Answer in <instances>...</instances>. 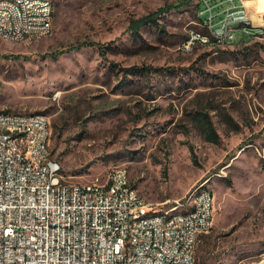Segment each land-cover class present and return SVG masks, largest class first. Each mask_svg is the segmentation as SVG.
Returning <instances> with one entry per match:
<instances>
[{
  "label": "rangeland",
  "instance_id": "374dc122",
  "mask_svg": "<svg viewBox=\"0 0 264 264\" xmlns=\"http://www.w3.org/2000/svg\"><path fill=\"white\" fill-rule=\"evenodd\" d=\"M52 1L49 33L0 37V110L46 115L51 153L71 180H104L122 167L142 196L172 212L182 210L173 201L208 186L214 213L196 263L264 264V23L248 39L209 38L185 51L188 30L210 34L203 0ZM256 2L264 22V0ZM209 4L218 27L227 2ZM152 14L162 27L143 23ZM82 41L94 45L67 49ZM133 64L163 69H121Z\"/></svg>",
  "mask_w": 264,
  "mask_h": 264
},
{
  "label": "built area",
  "instance_id": "2783aa9c",
  "mask_svg": "<svg viewBox=\"0 0 264 264\" xmlns=\"http://www.w3.org/2000/svg\"><path fill=\"white\" fill-rule=\"evenodd\" d=\"M203 2L208 16L201 21L212 26L216 14L209 0ZM220 2L227 4L222 9L223 26L215 27L217 42L234 43L237 33L254 34L253 20L244 29H236L234 21L240 6L249 8L247 0ZM47 11L45 0L0 3V30L17 36L26 29L51 30L53 19H47ZM227 34H234V41H227ZM200 38L188 30L184 46ZM0 112V120L22 123V139L32 142L31 151L17 152L10 144L9 152H2L6 141L0 134V264H189L195 258L198 234L212 223L213 213H208L209 204H214L212 191L199 194L192 217L177 218L168 226H159L158 218L124 228L130 214L153 208L145 207L144 196L131 195L130 174L114 168L99 190H89L86 182L66 176L51 151L42 149V142L51 140L45 116L20 119L18 112V119H9L10 111ZM28 152L45 155L47 165L25 161ZM175 204H185L184 197L170 206ZM148 228L156 229V238H149ZM125 229H132V236H125ZM160 234H168V241H160Z\"/></svg>",
  "mask_w": 264,
  "mask_h": 264
},
{
  "label": "bare ground",
  "instance_id": "6f19581e",
  "mask_svg": "<svg viewBox=\"0 0 264 264\" xmlns=\"http://www.w3.org/2000/svg\"><path fill=\"white\" fill-rule=\"evenodd\" d=\"M48 2V11H47V19H53L54 5L52 0H45ZM38 2V0H22V3H34ZM0 3H12V0H0ZM246 13V12H245ZM242 9L238 10L234 13V21L236 22V29H244L248 28L246 14ZM208 24V23H207ZM210 24V23H209ZM223 26V20L220 24ZM210 34L201 36L198 40H193L190 43L185 45V41L181 44L180 48L182 50H190L196 42L199 40L207 41L209 38H217L219 37V30L214 27L213 19L212 26L210 24ZM49 29L35 30V29H26V32H19V36L15 34H5L2 30H0V37L10 40H22L28 35H44L49 33ZM194 33V32H193ZM197 34V33H196ZM199 35V34H197ZM249 35V34H248ZM227 41H234V34H227ZM47 122L49 119L46 115L42 113L36 112H20V119H32L33 117H44ZM0 119H3V112H0ZM9 119H18V112L10 111ZM0 134L4 135V141L2 142V152H9L10 144H15V150L17 152L31 151L32 150V142L29 139H22V123L18 122H9V120H0ZM51 136V131H50ZM17 141V143H15ZM42 149H50V142H42ZM25 161H29L32 164H40L47 165V158L45 155H40L38 152H28L25 153ZM58 161V165L61 167V164ZM115 169H122V167H118ZM123 172L128 174L127 170L123 168ZM110 174L104 180H109ZM78 182V181H75ZM86 182V188L89 190H99V183L103 182V180H92V181H84ZM212 190L203 184H199L195 186L185 197V204H176L177 206H181V211H161L157 209V206L154 202L148 201L144 197L145 207H153L150 209H142L137 211L135 214H130L124 221V228H135L136 226L141 225V223L146 221H155L159 219V226H168L169 221H175V219L180 217H192L194 213L198 211V199L199 194H203L204 192H211ZM132 196H142L136 187L133 185L131 188ZM175 201H179V198ZM213 204H209L208 213H214ZM213 219V216H212ZM209 228H204V232H206ZM202 233L198 234V240ZM125 236H132V229H125ZM148 236L149 238H156V229L148 228ZM160 241H168V234H160ZM197 244V242H196ZM194 244V250L195 246ZM140 264H147V262H140ZM189 264H197L195 258H190Z\"/></svg>",
  "mask_w": 264,
  "mask_h": 264
},
{
  "label": "trees",
  "instance_id": "16d2710c",
  "mask_svg": "<svg viewBox=\"0 0 264 264\" xmlns=\"http://www.w3.org/2000/svg\"><path fill=\"white\" fill-rule=\"evenodd\" d=\"M190 0H183L182 2H189ZM181 2V3H182ZM168 9V8H167ZM161 11V9L159 10ZM162 12V11H161ZM160 15V14H152V15H149L146 17V21H144L143 23L147 24V23H154L156 24L157 26L159 27H162L158 24L157 22V16ZM198 17H199V14H198ZM199 19L203 20L202 18L199 17ZM251 27V25H248V28ZM253 28V27H252ZM253 32L254 33H258V29L257 28H253ZM252 34H244L245 38H242V39H248ZM84 45H94L93 42H79L78 44H75V45H72L70 46L69 48H67L68 50L72 49L73 47L74 48H79L81 46H84ZM103 46L102 45H98V49H99V52L101 55H105L106 53V50L105 48H102ZM123 70V72L125 74H132V75H140V76H148L151 74V72H159L161 71L163 68L161 67H158V66H147V65H136V64H133V65H130V66H126V67H123L121 68ZM203 125V130L205 132V136L208 140H211L213 142H216L218 140V135L215 131V129L213 128L212 126V123L206 118V115H203V118L202 119H199Z\"/></svg>",
  "mask_w": 264,
  "mask_h": 264
},
{
  "label": "crops",
  "instance_id": "0c3cea01",
  "mask_svg": "<svg viewBox=\"0 0 264 264\" xmlns=\"http://www.w3.org/2000/svg\"><path fill=\"white\" fill-rule=\"evenodd\" d=\"M248 1L249 0H247V4H248V6H249V8H248V14L249 15H251V20H253V22L254 23H257V24H263L264 22H262L259 18H258V15H257V11L256 12H254L255 10H256V8H257V10H258V7H257V2H256V0H255V3H253L254 1H252V4H249L248 3ZM236 3L238 4V0H236ZM252 7V8H251ZM240 9H241V6H240ZM240 9H238V10H240ZM263 18H264V14H263ZM205 19V18H204ZM204 23H206V22H204ZM134 185V184H133ZM211 189V188H210ZM212 190V189H211ZM213 192V191H212ZM214 195V194H213ZM202 235V234H201Z\"/></svg>",
  "mask_w": 264,
  "mask_h": 264
}]
</instances>
